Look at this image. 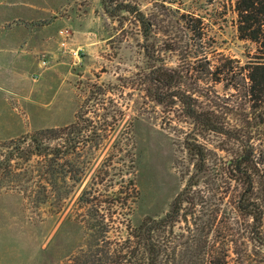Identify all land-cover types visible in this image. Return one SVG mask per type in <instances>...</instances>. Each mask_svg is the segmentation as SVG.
I'll return each instance as SVG.
<instances>
[{
    "label": "rangeland",
    "instance_id": "rangeland-1",
    "mask_svg": "<svg viewBox=\"0 0 264 264\" xmlns=\"http://www.w3.org/2000/svg\"><path fill=\"white\" fill-rule=\"evenodd\" d=\"M129 1L144 11L148 35L133 14L109 12L104 0H0V155L12 139L73 123L93 83L115 85L120 78L165 63L180 71L183 88L232 130L230 137L207 140L213 150L210 161L216 162V152L234 156L243 141L250 140L261 162L256 177L263 181L264 88L254 68L264 60L263 52L240 36L236 0ZM14 48L24 56H17ZM72 50H78L79 57ZM113 91L122 107L127 102L129 106L98 151L90 174L109 150L119 154L110 169L116 180L113 189L119 188L122 172L127 180L134 178L138 195L125 211L130 205L128 218L135 227L172 208L194 159L166 120L164 106L139 89ZM85 184L75 188L63 207L53 198L38 205L18 190L1 188L0 264H73L74 255L94 243L76 215ZM255 195L262 197L260 190ZM197 209L203 224L210 215L203 216V206ZM221 218L218 215V221ZM259 223L240 214L236 221L222 223L228 236L207 229L200 241L212 253L206 259H214L211 264H264V248L254 232ZM179 225H185L184 220L177 231ZM262 231L264 238V226ZM234 242L243 249L240 254L232 249ZM187 250V264H202L192 248Z\"/></svg>",
    "mask_w": 264,
    "mask_h": 264
},
{
    "label": "trees",
    "instance_id": "trees-1",
    "mask_svg": "<svg viewBox=\"0 0 264 264\" xmlns=\"http://www.w3.org/2000/svg\"><path fill=\"white\" fill-rule=\"evenodd\" d=\"M104 2L109 12L118 9L133 14L148 35L150 24L138 3ZM112 4L115 8L110 9ZM236 12L240 36L255 42L264 59V0H236ZM257 62L254 68L261 74L264 88V60ZM249 77L254 80V75ZM182 78L180 71L162 63L133 78H120V83L115 85L95 82L73 123L12 139L7 151L0 155V189L18 190L38 205L53 198L63 207L75 188L85 184L88 178L77 200L76 215L94 243L75 254L73 264H187L185 255L189 248L193 249L191 254L196 262L211 264L214 259L207 260L205 256L212 253L200 242L203 232L214 228L220 235L228 236L222 223L232 218L236 221L240 214L260 222L254 232L264 248V180L258 181L256 177L261 162L255 155L254 144L243 141L234 156L224 157L216 152V162L210 161L213 150L207 140L213 135L230 137L232 130L218 113L204 108L198 96L183 88ZM126 88L139 89L164 106L166 120L178 131L194 159V168L172 208L164 216L147 217L135 227L128 218L131 206L125 211L127 202L135 201L138 195L134 178L127 180L123 172L113 173L121 180L119 188L113 189L116 180L110 169L116 167L119 154L109 150L90 174L98 151L125 117L129 106L127 102L122 107L112 96L116 94L113 90L124 92ZM218 148L226 150L222 146ZM119 151L121 148H117ZM256 190L261 191L262 197L255 195ZM199 206L204 207L203 216L210 215L203 224L198 222L203 217L196 215ZM220 214L223 218L218 221ZM183 220L185 225H179L177 231L176 226ZM226 227L233 230L229 225ZM124 228L126 235L122 234ZM186 238L191 243L184 241ZM232 249L237 254L243 250L235 242Z\"/></svg>",
    "mask_w": 264,
    "mask_h": 264
},
{
    "label": "built area",
    "instance_id": "built-area-1",
    "mask_svg": "<svg viewBox=\"0 0 264 264\" xmlns=\"http://www.w3.org/2000/svg\"><path fill=\"white\" fill-rule=\"evenodd\" d=\"M71 52L73 53V55L75 57H79V51L78 50H72ZM44 63H46L45 60H44Z\"/></svg>",
    "mask_w": 264,
    "mask_h": 264
},
{
    "label": "crops",
    "instance_id": "crops-1",
    "mask_svg": "<svg viewBox=\"0 0 264 264\" xmlns=\"http://www.w3.org/2000/svg\"><path fill=\"white\" fill-rule=\"evenodd\" d=\"M14 50H15L17 56H19V57H21V58L24 56L23 52H17V51H16V48H14ZM26 54H27V53H26ZM10 90H11V89H10ZM5 96H6V95H5Z\"/></svg>",
    "mask_w": 264,
    "mask_h": 264
}]
</instances>
